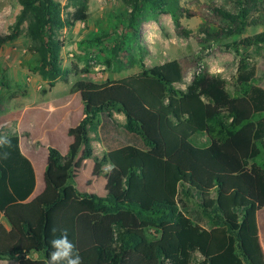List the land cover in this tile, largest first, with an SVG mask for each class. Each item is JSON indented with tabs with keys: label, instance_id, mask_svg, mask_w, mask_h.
I'll use <instances>...</instances> for the list:
<instances>
[{
	"label": "trees",
	"instance_id": "obj_1",
	"mask_svg": "<svg viewBox=\"0 0 264 264\" xmlns=\"http://www.w3.org/2000/svg\"><path fill=\"white\" fill-rule=\"evenodd\" d=\"M18 1L21 11L10 32L0 33V46L15 41L27 23L33 70L54 87L67 72L59 33L88 22L90 0ZM124 1L136 42L142 24L159 13L172 16L180 35L193 34L181 21L179 0ZM216 11L228 27L202 32L217 41L241 37L247 10ZM120 50L117 44L115 56ZM234 52L233 92L227 79L202 63L203 55L145 66L120 79L77 81L72 91L81 95L84 118L69 130L67 154L49 147L46 187L33 199L37 174L19 133H0V216L9 223L0 221V259L48 264L50 241L66 232L81 260L96 256L102 264H192L198 254L202 264H264L258 222L264 208V88L254 54L240 47ZM192 66L197 71L183 87ZM115 112L126 116L124 124ZM91 132H100L107 148L102 162L125 179L122 198L89 192L82 188L86 178L74 175L82 149L86 159H99ZM199 134L208 137L203 145L195 140Z\"/></svg>",
	"mask_w": 264,
	"mask_h": 264
},
{
	"label": "rangeland",
	"instance_id": "obj_2",
	"mask_svg": "<svg viewBox=\"0 0 264 264\" xmlns=\"http://www.w3.org/2000/svg\"><path fill=\"white\" fill-rule=\"evenodd\" d=\"M58 1L63 5L69 2V0ZM179 1L185 14L181 21L186 28L193 31V34L189 37L180 35L176 30L172 16L159 13L154 24L156 33L147 25V32L151 35L152 40L150 43L158 48L160 54L158 58L156 52H149L148 47L151 44L145 41L143 35L139 42L133 40L132 32L128 27L131 8L124 0H90L91 24L78 22L75 26L63 29L59 33L60 38L65 41L62 58L63 66L67 72L64 77L58 79L56 86L49 93L47 91L51 86L48 81L33 70L36 56L28 49L31 41L27 36L28 24L25 23L21 35L15 41L0 46V133L7 134L17 129L16 111L18 108H22L21 103L31 102L39 111L40 105L37 104L39 102L37 100L65 98L73 92L72 87L77 81L104 82L108 79H120L129 74L140 72L145 66L151 67L167 59L189 55H203L205 58L202 63L209 68L212 74L221 75L227 79V87L233 92V82L237 72L235 47L254 54V60L258 64L259 84L264 88V0ZM244 8L248 13V25L241 37H227L217 41L210 39L206 33L202 32V29L206 27L219 31L228 27L229 23L218 14L216 9L238 13ZM72 10V7L66 9L65 14ZM20 11L21 5L18 0H0L1 34L10 32V27L15 23ZM75 33H79V36H76ZM117 44L122 50L118 56H115L114 49ZM92 59L96 60V64L90 63ZM194 68L195 66H192L189 70ZM187 82L186 76L185 83L180 85L185 87ZM78 96L80 99V95ZM32 100L35 101L32 102ZM115 114L117 119L124 124L125 115L118 112ZM79 119L80 115H73L72 119L70 116L63 125L70 124L71 126V121L76 124ZM91 137L97 155H103L106 149L101 142L100 134L92 132ZM70 138L67 131L50 134L47 140L36 138L27 132L22 134L23 150L32 158L37 172L38 184L33 196L42 193L44 182L48 180L47 171L43 170L45 162L43 153L48 152L46 142L49 141L50 145L54 144L55 147L67 150ZM195 140L199 145H203L207 142L208 137L205 134H199ZM35 157L40 159L43 166L34 161L37 159ZM46 160L47 168L48 158ZM78 160L76 167H82L83 154L78 157ZM104 165L103 162L94 159L92 165L95 167L94 171L88 173L89 185L92 188L95 186L99 188L101 194L111 193L122 198L126 188L125 179L112 164L108 165L109 168ZM56 178H59L58 181H62L60 174ZM93 183L96 185L94 186ZM75 184L79 185L76 181ZM194 211L197 213L196 207H194ZM0 221L6 225L9 224L4 216H0ZM258 221L261 230L260 213ZM201 261L202 256L198 254L192 264H202ZM7 264L19 263L11 261ZM82 264L102 263L96 256H91L85 260L82 259Z\"/></svg>",
	"mask_w": 264,
	"mask_h": 264
},
{
	"label": "crops",
	"instance_id": "obj_3",
	"mask_svg": "<svg viewBox=\"0 0 264 264\" xmlns=\"http://www.w3.org/2000/svg\"><path fill=\"white\" fill-rule=\"evenodd\" d=\"M164 15H168V14H164ZM90 22L91 21L89 19L88 20L89 25L91 24ZM155 22H156L155 20H149V21L143 23L142 35H143V38L145 39V41L147 43H150V41H152L151 35L147 32V25L150 26V28H152L154 30V33H156V29L154 28ZM150 33L152 34V32H150ZM75 34H76V36H79V33H75ZM150 44L151 45H149V47H148L149 52L150 53L156 52V54H157L156 57L159 58L160 54L158 52V48L155 45H153L152 43H150ZM71 55H73V54H71ZM176 59H178V58H176ZM170 60H173V59H167V60L162 61L161 63H158V64H163V63L170 61ZM76 66H78V65H76ZM136 73H138V72H136ZM133 74H135V73H133ZM129 75H131V74H129ZM54 87L49 88L47 93L52 91V89ZM78 95H80L79 92H72L65 98H58V99H53V100H37V101H39L37 104L40 105L38 107L39 109L37 108L39 111L36 110V108L34 107V104H32L31 102L30 103L29 102L21 103L22 108H18L16 111V113H17L16 119L18 120V122L16 123L17 129H15L14 132H18L21 139H22V134L27 132L30 135H32L36 138L39 137L43 140H47L48 135L54 134L55 132H60V133L63 132L64 133V131H67L69 133L70 128L77 126L80 123V121L84 118V104H83L81 95H80V99H79ZM34 101L35 100H32V102H34ZM73 115H80L79 121L76 124H74L71 121V126H70V124L63 125V123H65L66 119H68V117H70V116L72 119ZM115 117H116V114H115ZM125 118H126V116H125ZM117 120L121 123V121L119 119H117ZM121 124H123V123H121ZM98 133L100 134V132H98ZM69 135H70V133H69ZM100 136H101V134H100ZM70 137L71 138L69 139V146H68L67 150H62V149L56 147L64 155L67 154L69 147H70L71 143L73 142V137L71 135H70ZM101 142L103 143L102 137H101ZM92 144H93V142H92ZM103 145H104L106 152H107V148H106L104 143H103ZM50 146L55 147L54 144L50 145L49 141H47L46 142V148H47L48 152L43 153V159L45 158L43 170H46V164L45 163L47 162L46 158H49V147ZM93 147H94V145H93ZM94 151H95V147H94ZM106 152H104L103 155H97V152L95 151V156L98 157L99 158L98 160L102 162V158L104 157ZM47 154H48V156H47ZM82 154H83V161H82L83 165H82V167H76L77 162H79V160L77 158L75 161V165H74V175L76 177H78V176L80 177L82 175L86 178V180L83 181V184H84L83 189H85L89 192L99 194V195H105V194H101L99 192V188H97L95 186L96 185L95 183H93L95 188H92L88 182L89 181V179H88L89 174L88 173H89V171H94V168H95L92 166L95 158L86 159L84 156V150L83 149L80 151L79 156H82ZM29 158L32 160L31 157H29ZM36 158L37 157H35V159ZM34 161H37L38 163L42 164V166H43V163L40 162L39 158H37ZM103 164H105V163H103ZM108 165H111V163L105 164L104 166L106 168H109ZM106 171L109 172L108 170H106ZM116 171L119 174H121L117 168H116ZM36 174H37V172H36ZM45 182H46V180H45ZM45 182H44V188L41 192H43L45 189V186H46ZM96 182H97V184L99 183L98 178H97ZM37 184H38V180H37ZM36 196H38V194L32 196L31 199L35 198ZM259 213H260V225H261V221L264 223V208L262 210H260ZM259 213H258V215H259ZM6 226L9 227V224ZM259 229H260V227H259ZM260 235H261V239H262V243H263L264 236H262V226H261V230H260ZM263 246H264V243H263ZM11 261H17V260L0 259V264H7V262H11Z\"/></svg>",
	"mask_w": 264,
	"mask_h": 264
},
{
	"label": "clouds",
	"instance_id": "obj_4",
	"mask_svg": "<svg viewBox=\"0 0 264 264\" xmlns=\"http://www.w3.org/2000/svg\"><path fill=\"white\" fill-rule=\"evenodd\" d=\"M48 264H82L78 250L66 232L50 241Z\"/></svg>",
	"mask_w": 264,
	"mask_h": 264
},
{
	"label": "built area",
	"instance_id": "obj_5",
	"mask_svg": "<svg viewBox=\"0 0 264 264\" xmlns=\"http://www.w3.org/2000/svg\"><path fill=\"white\" fill-rule=\"evenodd\" d=\"M83 25H85V24H83ZM90 63L92 64V65H94V64H96V60L95 59H92L91 61H90ZM197 71V69L196 68H194V69H192V70H189L188 71V73H187V79H188V82H190L191 81V79H192V77H193V75H194V73ZM186 78V77H185ZM187 82V83H188ZM185 83V82H184Z\"/></svg>",
	"mask_w": 264,
	"mask_h": 264
}]
</instances>
